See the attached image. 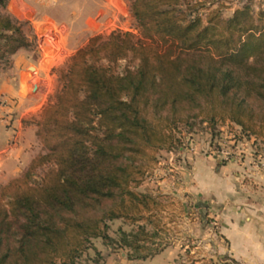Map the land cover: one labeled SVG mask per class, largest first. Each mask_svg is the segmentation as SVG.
I'll return each instance as SVG.
<instances>
[{
  "label": "trees",
  "instance_id": "trees-1",
  "mask_svg": "<svg viewBox=\"0 0 264 264\" xmlns=\"http://www.w3.org/2000/svg\"><path fill=\"white\" fill-rule=\"evenodd\" d=\"M130 2L141 38L97 35L69 58L37 122L42 152L0 185V264H76L92 239L114 242L116 220L137 226L117 244L140 252L154 234L141 222L155 226L162 205L138 188L192 121H229L264 142V11L204 18L188 0ZM8 5L0 63L31 46ZM130 59L136 67L116 71Z\"/></svg>",
  "mask_w": 264,
  "mask_h": 264
},
{
  "label": "rangeland",
  "instance_id": "rangeland-1",
  "mask_svg": "<svg viewBox=\"0 0 264 264\" xmlns=\"http://www.w3.org/2000/svg\"><path fill=\"white\" fill-rule=\"evenodd\" d=\"M188 2L192 6L198 3L197 7L193 6L192 11L204 18L212 11H218L224 18H230L236 10L248 4L255 15L259 11H264V0H188ZM83 4L81 0H9L5 11L14 20L23 23V31L31 43V46L25 49L26 52L35 58L43 52L52 65L48 70L50 76L46 83L50 91L48 102L54 100L62 88L59 71L92 37L97 35L107 37L114 31H121L133 34L137 39L141 38L139 25L131 10L122 28L104 32L83 31L76 24L73 15L77 9L84 8ZM11 59L12 57H8L0 63V71L9 70ZM136 66L137 63L130 59L121 61L115 68L117 72L123 73L126 68ZM32 71L35 73L36 69L32 68ZM180 137L181 147L172 152H160L157 165L145 176L138 188L139 192L153 196L162 205V211L154 214L155 226L141 222V225L147 226L151 234L154 233L147 241L141 243L145 248L138 253L120 248L117 244L121 239L120 231L131 233L136 231L137 226L116 220L109 223L108 231L114 242L101 238L92 239L88 249L76 264H106V254H120L122 251L126 252L127 256L131 255L128 260L146 261L155 257L156 252L159 254L167 248L176 249L178 254L175 264H194L197 260H203V264H240L231 258L229 253H220L227 248L228 241L221 233L223 218L218 206L209 204L200 206L190 194L181 191L182 176L180 170L176 169V164L179 165V161L182 162L183 159L179 152L190 150L199 141L203 143V147L205 145L202 151L206 150L207 155L212 156L219 165L244 163L246 157L250 156L251 167L264 173V142L245 134L239 126L229 121L211 128L207 123L195 120L189 126L181 128ZM220 143L238 147L239 154L235 161H223L222 158L213 155L212 148L219 149ZM248 144L251 148L249 152L246 151ZM257 187L258 184L253 183L249 186L248 200H258L255 196L260 194L253 192ZM262 197L261 194L260 198ZM150 250H153V253ZM151 253L153 256L147 259L138 258ZM169 258V254H166L153 263L168 264Z\"/></svg>",
  "mask_w": 264,
  "mask_h": 264
},
{
  "label": "crops",
  "instance_id": "crops-1",
  "mask_svg": "<svg viewBox=\"0 0 264 264\" xmlns=\"http://www.w3.org/2000/svg\"><path fill=\"white\" fill-rule=\"evenodd\" d=\"M81 1L84 8L73 15L85 32L122 28L131 10L130 0ZM11 60L9 70L0 71V185L24 174L42 152L37 122L50 94L46 83L52 65L43 52L35 58L22 49ZM249 144L247 152L251 150ZM202 145L197 141L190 150L179 152L183 159L176 169L182 176L181 191L190 194L200 206H218L223 218L221 233L228 241L220 253H229L240 264H264V173L251 167L250 156L244 163L219 165L206 150L202 151ZM252 183L258 184L253 192L262 194V199L258 195V200H248ZM166 254L170 257L168 264H175L178 253L173 248L146 261L128 260L124 251L108 253L106 264H156L153 262ZM203 263L197 260L194 264Z\"/></svg>",
  "mask_w": 264,
  "mask_h": 264
},
{
  "label": "built area",
  "instance_id": "built-area-1",
  "mask_svg": "<svg viewBox=\"0 0 264 264\" xmlns=\"http://www.w3.org/2000/svg\"><path fill=\"white\" fill-rule=\"evenodd\" d=\"M219 149L213 150L212 148V153L213 155L222 158L223 161H232L237 159V156L239 154V150L237 146L235 145H226L225 143H220L219 144ZM237 148V149H236Z\"/></svg>",
  "mask_w": 264,
  "mask_h": 264
},
{
  "label": "water",
  "instance_id": "water-1",
  "mask_svg": "<svg viewBox=\"0 0 264 264\" xmlns=\"http://www.w3.org/2000/svg\"><path fill=\"white\" fill-rule=\"evenodd\" d=\"M36 89H37V87H36Z\"/></svg>",
  "mask_w": 264,
  "mask_h": 264
}]
</instances>
